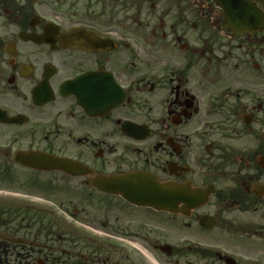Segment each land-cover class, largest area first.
Returning <instances> with one entry per match:
<instances>
[{
  "label": "flooded vegetation",
  "instance_id": "1",
  "mask_svg": "<svg viewBox=\"0 0 264 264\" xmlns=\"http://www.w3.org/2000/svg\"><path fill=\"white\" fill-rule=\"evenodd\" d=\"M245 8L0 0V264H264V6Z\"/></svg>",
  "mask_w": 264,
  "mask_h": 264
},
{
  "label": "water",
  "instance_id": "2",
  "mask_svg": "<svg viewBox=\"0 0 264 264\" xmlns=\"http://www.w3.org/2000/svg\"><path fill=\"white\" fill-rule=\"evenodd\" d=\"M258 1H261V2L264 3V0H258ZM251 2H252L251 0H216L217 4L222 5V6H226V7H233V6L245 7L247 5L252 4ZM224 10H225V16L230 21L234 20V19L243 18L244 14L247 11V9H224ZM252 10H254V9H252ZM146 192L149 193V194L154 193V191L151 188L148 189ZM162 193L166 194V192H164L163 190H162ZM149 201L150 202H155L152 199H150Z\"/></svg>",
  "mask_w": 264,
  "mask_h": 264
}]
</instances>
